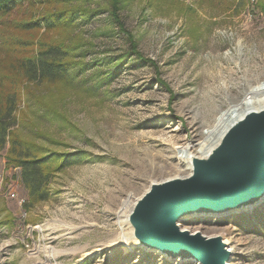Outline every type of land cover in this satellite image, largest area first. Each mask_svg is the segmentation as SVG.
I'll return each mask as SVG.
<instances>
[{
    "label": "rangeland",
    "instance_id": "obj_1",
    "mask_svg": "<svg viewBox=\"0 0 264 264\" xmlns=\"http://www.w3.org/2000/svg\"><path fill=\"white\" fill-rule=\"evenodd\" d=\"M121 2L118 21L94 3L98 15L77 33L49 35L82 40L74 65H88L89 79L32 86L12 131L38 156L79 162L52 160L49 197L32 205L8 164L11 145L0 150V264H198L127 249L120 222L151 182L188 175L181 148L205 140L221 112L264 84V0ZM179 225L223 238L229 264H264V202Z\"/></svg>",
    "mask_w": 264,
    "mask_h": 264
},
{
    "label": "water",
    "instance_id": "obj_2",
    "mask_svg": "<svg viewBox=\"0 0 264 264\" xmlns=\"http://www.w3.org/2000/svg\"><path fill=\"white\" fill-rule=\"evenodd\" d=\"M208 158L192 161L189 178L153 183L129 217L140 246L168 258L228 264L233 253L220 236L181 229L190 216H225L264 202V110L246 114Z\"/></svg>",
    "mask_w": 264,
    "mask_h": 264
},
{
    "label": "trees",
    "instance_id": "obj_3",
    "mask_svg": "<svg viewBox=\"0 0 264 264\" xmlns=\"http://www.w3.org/2000/svg\"><path fill=\"white\" fill-rule=\"evenodd\" d=\"M94 3H107L114 21H118L121 0H0V150L7 143L11 145L8 164L22 172L32 205L49 197L48 166L52 160L60 161L65 167L79 159L57 154L38 156L32 150L36 148L12 131L21 120L17 114L21 99L25 96L29 99L34 85L72 84L77 80L85 83L89 79L83 78L88 65H74L79 55L75 52L82 40L73 37L72 42H66L48 38L55 33H77L89 24L98 15L97 10L89 9ZM120 28L124 31L123 24Z\"/></svg>",
    "mask_w": 264,
    "mask_h": 264
},
{
    "label": "bare ground",
    "instance_id": "obj_4",
    "mask_svg": "<svg viewBox=\"0 0 264 264\" xmlns=\"http://www.w3.org/2000/svg\"><path fill=\"white\" fill-rule=\"evenodd\" d=\"M262 110H264V84H260L252 87V89L248 91V93L244 96V98L241 101H239L237 104H233L229 106L226 110L221 112L216 118L214 126H211V128L203 134L205 140H203L201 143H198L196 145H187L181 148L180 151V153H182L181 158L183 159V162H185L186 167L189 170V174L175 178H179V179L189 178L193 173L192 161L194 159L208 158L212 153L211 151L221 143V141L224 138V135L231 128L232 125L237 123L238 120L242 119L246 114L253 111H262ZM151 183L153 185V183H157V182H151ZM140 198L141 196L139 197V199ZM139 199H137L136 202L128 201L126 203L124 209V216L122 217V220L120 222L121 234L119 237V241L122 242L125 246H127V249H131L135 246L136 247L140 246L139 241H137L134 237V228L131 226L129 221V217L134 209V206L139 201ZM182 230L190 232V230L187 228H184ZM192 234H196V233H192ZM229 263L230 262H228V264Z\"/></svg>",
    "mask_w": 264,
    "mask_h": 264
},
{
    "label": "built area",
    "instance_id": "obj_5",
    "mask_svg": "<svg viewBox=\"0 0 264 264\" xmlns=\"http://www.w3.org/2000/svg\"><path fill=\"white\" fill-rule=\"evenodd\" d=\"M4 184H5V178L2 175H0V192H2L5 189ZM11 195L12 197H16L15 193H12Z\"/></svg>",
    "mask_w": 264,
    "mask_h": 264
}]
</instances>
